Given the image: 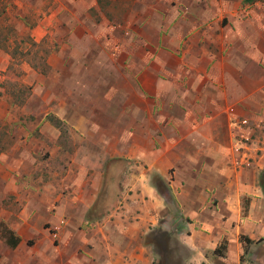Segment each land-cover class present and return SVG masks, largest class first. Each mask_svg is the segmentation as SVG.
<instances>
[{"label": "crops", "instance_id": "0c3cea01", "mask_svg": "<svg viewBox=\"0 0 264 264\" xmlns=\"http://www.w3.org/2000/svg\"><path fill=\"white\" fill-rule=\"evenodd\" d=\"M14 6L34 42L49 40L48 70L24 62L10 78L30 89L19 105L0 49V118L18 121L11 160L0 155V206L7 194L20 206L8 220L20 241H0V264H152L146 237L157 228L189 250L187 264H214L224 238L238 248L233 185L264 167V0ZM35 132L55 164H24L32 151L20 146ZM41 167L48 181L34 179ZM252 211L238 227L251 241ZM62 220L57 256L48 228Z\"/></svg>", "mask_w": 264, "mask_h": 264}, {"label": "rangeland", "instance_id": "374dc122", "mask_svg": "<svg viewBox=\"0 0 264 264\" xmlns=\"http://www.w3.org/2000/svg\"><path fill=\"white\" fill-rule=\"evenodd\" d=\"M13 2L14 0H4L5 12L3 16L0 17V24H3V26L5 25L12 27L14 30L13 32L9 33V40H10L9 45L10 47L14 48V51H16V55L14 59L13 60L10 59L11 64L9 70H11V72L6 71L4 73L6 75V78L5 81L3 79L2 83L5 86L10 85L9 83L11 82L10 78H12L14 75L21 74V68L24 62L28 63L30 66L31 64H37L40 66L41 60L39 58L41 56L45 57V51H48L49 48L48 39L41 42L39 47H32L30 45L28 39H32V38L30 37L28 31L24 28L22 29V26L18 24L17 12L15 6L14 8H12ZM32 16L33 15L31 14V17ZM1 31L3 30H0V32ZM26 51L30 52L29 55L25 56V53L24 55H21L23 54V52ZM35 52L38 53V56L35 55ZM4 94L2 93V95ZM17 107L18 106H16V109L12 111L13 113L12 116H14L15 114L16 116H18L20 110ZM0 109H4V105L1 104ZM26 122H28V119H26ZM17 124L18 121L14 119L12 121L11 120L4 121V119L0 118V148L4 147V150H2L0 155L3 154V156L1 157V160L2 159L4 160L2 162L3 164L4 163L8 164L9 161L11 160L7 158V156L10 152L9 150L13 147V145L16 143L18 138L17 136L18 131L16 130ZM60 129L62 132L61 137L64 138L63 139L64 141H66L68 139L65 136L66 126L63 125L62 128ZM39 135L40 134L36 133L30 136V138L33 137L31 143L24 144V146L23 145L20 146V151H22L23 149L25 151H30V150L32 151L31 154H29L28 157H26V159L24 160L25 161L24 164H55L54 162L50 163L49 161V154L47 147H43L41 145V141H46L49 143L50 138H45V137L43 138L42 136L39 138ZM34 139L37 142L33 141ZM43 156L44 158H41ZM63 162L64 161H62L61 164H64ZM33 173H34L33 175L36 177V178L34 177V179H38L42 177L45 181H48L49 174L47 167L38 168ZM247 176L248 177H245L246 178L245 180L243 179L239 180L238 184L234 183L233 185V192H232L233 199L231 201V205L234 214L232 218L228 216L230 220H232L231 226H228L227 229L229 232V237L238 239L240 245H238V248H236L234 244H231L229 248L225 249L224 251L222 249L225 244L227 246V242L225 240L226 238L220 240L217 247L221 245V250L224 252V257H221L217 255L215 252H213L214 255L212 257V260L214 261L213 262L214 264H225V262L226 264H264V239H262V235L264 234V167L261 171L258 172L256 171V169L254 171L253 170L250 171V174ZM34 186L37 188V185H33L31 187L34 189L35 188ZM1 187L2 186L0 185V189ZM19 209L20 206L16 202L14 195L7 194L6 199L1 203L0 206V241L4 242V229L7 228L8 230H10L8 226V220L14 221L17 218L18 213L20 212L18 211ZM249 211H252L253 215L255 213L256 214L259 213V216L257 217V220L254 221L255 222L254 224L252 223V220L251 222H248L252 224L251 226H248L247 229L249 230V232L251 231L253 240L251 243H245L244 241L240 240V236L243 235L244 233L243 230L241 231V229H239L238 227H241L242 224L241 219L244 218ZM95 217L96 218L94 219L96 220L97 216ZM221 218L225 219V217L224 218L221 217ZM181 222H184V219ZM246 224L247 223H244V225ZM54 225L51 226L49 225L50 227L48 226L49 227L48 236L51 240V248H52L51 252L53 253L56 252L55 250H58L56 252L57 253L56 255L59 256L61 254L59 250H61L63 245L62 240L59 238V234L62 232L63 228L61 227V229L57 232L58 233L57 236L54 237L52 234L53 233L52 228L54 227ZM252 228L254 231L251 230ZM154 233L155 230L147 235L146 242H149L152 245L153 251L156 254V259H155L156 261L159 258L158 252H160L161 250L163 252L164 248H166L167 251L165 255H163V260H162L163 264H176L177 262H179V264L188 263L187 261L190 258V252L186 247H184V245H182L176 240V237L174 235L170 234L171 237L169 242L166 245L160 243L161 246L158 247V245L154 243L155 242ZM28 244L29 246L34 245V240L30 241ZM47 256L48 254L44 256L45 260H48ZM58 262L59 261H57V264H59ZM49 263L51 262H48V264Z\"/></svg>", "mask_w": 264, "mask_h": 264}, {"label": "trees", "instance_id": "16d2710c", "mask_svg": "<svg viewBox=\"0 0 264 264\" xmlns=\"http://www.w3.org/2000/svg\"><path fill=\"white\" fill-rule=\"evenodd\" d=\"M247 1V0H246ZM5 12V5L3 7L2 2L0 0V17L3 16ZM0 30H3L0 32V49L4 50V52L8 53L11 57V59L13 60L15 55H16V51H14V48L10 47V40H9V33L13 32V28L9 27V26H3V24H0ZM28 41L30 42V45L32 47H39L40 43H36L34 42L32 39H28ZM29 55L30 52L26 51L23 52V54L21 55ZM48 51H45V57L41 56L39 59L41 60V65H37V64H31V67L34 68L35 70H39L42 73H47L48 70V66L46 63V55H47ZM35 55L38 56V53L35 52ZM11 64V63H10ZM10 68V65L8 66V69ZM10 85H8V89L10 90V94L13 95V97L16 98V101L18 102V104H22V102L24 101V99L26 98V96L30 93V89L29 87H26L23 84L20 83H12L9 82ZM8 90V91H9ZM47 119L50 121L51 124H54L58 129L62 128V123L60 121H58L57 119H55L52 116H47ZM61 131V129H60ZM2 150H4V147L0 148V153L2 152ZM152 233V232H151ZM172 233L166 232V231H162L160 228H157L155 230L154 233V239H155V244L158 245V247L161 246V244L166 245L169 240ZM173 235V234H172ZM4 239L5 241L8 243L9 246L11 247H15L18 243H19V238H17L14 233L11 230H8L7 228L4 229ZM159 241H158V240ZM264 239V238H262ZM240 240L244 241L245 243H251L252 241L244 235L240 236ZM153 243V244H154ZM161 243V244H160ZM226 249V245L223 246V249L225 251ZM221 250V245L219 247H217L214 252L221 256L224 257V252ZM167 249L164 248V251L162 252V250L160 252H158V256L159 258L157 259V261L155 260L152 264H163V255H165ZM164 253V254H163ZM176 264H179V262H177Z\"/></svg>", "mask_w": 264, "mask_h": 264}, {"label": "built area", "instance_id": "2783aa9c", "mask_svg": "<svg viewBox=\"0 0 264 264\" xmlns=\"http://www.w3.org/2000/svg\"><path fill=\"white\" fill-rule=\"evenodd\" d=\"M247 121L246 120H242L241 122H240V124H242V125H247ZM63 220L62 221H60L57 225H55L52 229H53V236L54 237H56L57 236V232L61 229V227H62V225H63Z\"/></svg>", "mask_w": 264, "mask_h": 264}]
</instances>
